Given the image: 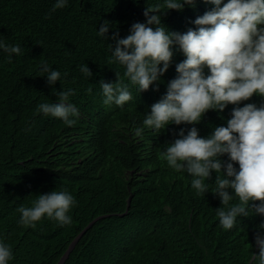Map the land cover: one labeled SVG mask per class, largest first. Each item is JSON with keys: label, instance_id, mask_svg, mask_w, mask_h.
Segmentation results:
<instances>
[{"label": "trees", "instance_id": "16d2710c", "mask_svg": "<svg viewBox=\"0 0 264 264\" xmlns=\"http://www.w3.org/2000/svg\"><path fill=\"white\" fill-rule=\"evenodd\" d=\"M53 3L0 0V39L22 49L10 61L0 52V239L12 249L9 264H58L90 224L63 264H248L251 253L258 255L255 236L264 232L258 228L264 217L250 213L231 230L222 229L216 215L222 205L211 192L216 174L205 181L209 192L198 195L191 177L169 168L161 153L181 128L186 134L195 126L207 137L226 126L233 107L259 106L264 98L208 110L195 125L169 124L136 136L133 129L142 127L150 106L165 94L183 54L174 49L169 68L147 91L129 84L133 99L123 107L102 103L99 82L115 83L118 74L128 84L124 68L108 63L112 37H126L133 23L145 22L144 9L162 0H68L51 12ZM213 7L195 0L164 12L161 24L184 33ZM105 21L110 28L101 39L96 31ZM44 63L61 73L51 87L39 70ZM82 64L90 78L79 71ZM53 88L74 90L69 100L79 115L72 126L36 112L38 104L55 102ZM55 188L76 200L71 224L43 218L35 228L20 225L17 208Z\"/></svg>", "mask_w": 264, "mask_h": 264}, {"label": "clouds", "instance_id": "9594fccd", "mask_svg": "<svg viewBox=\"0 0 264 264\" xmlns=\"http://www.w3.org/2000/svg\"><path fill=\"white\" fill-rule=\"evenodd\" d=\"M205 3L214 7L193 21L195 29L172 32L161 24L164 12L194 6L195 0H162L144 9L145 22L133 23L126 37H112L115 46L109 45L108 63L124 68L128 84H123L118 74L115 83L99 82L105 106L123 107L132 100L129 84L139 93L155 86L169 68L174 49L184 56L175 65L177 76L167 83L165 94L144 115L142 127L133 129L136 136L144 129L159 132L169 124L195 125L208 110L222 112L229 104L239 105L253 95L264 98V0H205ZM67 4L68 0H54L50 11ZM109 28L107 21L102 23L97 37L105 39ZM0 52L10 61L13 54L21 55L22 49L0 39ZM39 70L50 87L61 79V73L46 63ZM79 71L86 77L92 76L86 64L80 65ZM52 92L55 102L38 104L36 112L72 126L79 115L69 100L75 95L74 90L53 88ZM176 135L178 138L166 144L161 156L169 168L191 177V189L198 195L209 192L205 181L213 172L216 174L211 192L222 205L216 209L222 229L231 230L237 218H248L250 213L251 217H264V103L233 107L226 126L214 127L207 137H201L195 126L186 134L181 128ZM224 156L227 161L221 159ZM234 199L237 202L230 203ZM75 206L76 200L67 189L55 188L37 194L31 206L18 207V223L35 228L37 222L47 218L62 226L69 225L72 222L69 213ZM258 228L264 230V221ZM86 229L60 261L63 258L65 261ZM255 245L258 255L251 253L248 264H264V232H257ZM12 259L11 247L0 239V264H9Z\"/></svg>", "mask_w": 264, "mask_h": 264}, {"label": "water", "instance_id": "95a60500", "mask_svg": "<svg viewBox=\"0 0 264 264\" xmlns=\"http://www.w3.org/2000/svg\"><path fill=\"white\" fill-rule=\"evenodd\" d=\"M90 225H91V224H90ZM90 225H89V226H90ZM89 226H88V227H89ZM63 261H64V258H63L58 264H62Z\"/></svg>", "mask_w": 264, "mask_h": 264}]
</instances>
